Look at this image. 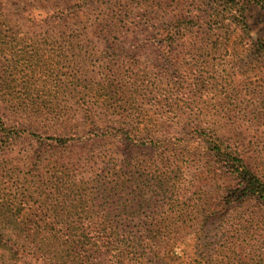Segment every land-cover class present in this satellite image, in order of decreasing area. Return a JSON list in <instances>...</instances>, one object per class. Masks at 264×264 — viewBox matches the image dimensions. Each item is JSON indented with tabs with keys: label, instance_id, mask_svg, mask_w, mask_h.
<instances>
[{
	"label": "trees",
	"instance_id": "trees-1",
	"mask_svg": "<svg viewBox=\"0 0 264 264\" xmlns=\"http://www.w3.org/2000/svg\"><path fill=\"white\" fill-rule=\"evenodd\" d=\"M209 4L216 19L204 31L248 32L264 57V33H249L247 18L264 21V0ZM158 7L170 10L142 16L139 0H0V264H264V178L238 149L215 129L197 132L206 148L197 175L215 196L184 204L175 154L154 142L165 134L138 130L126 112L134 80L111 70L120 51L171 49L179 33L201 29L176 7ZM102 54L108 70L98 73L90 66ZM215 161L233 184L216 190Z\"/></svg>",
	"mask_w": 264,
	"mask_h": 264
},
{
	"label": "rangeland",
	"instance_id": "rangeland-1",
	"mask_svg": "<svg viewBox=\"0 0 264 264\" xmlns=\"http://www.w3.org/2000/svg\"><path fill=\"white\" fill-rule=\"evenodd\" d=\"M214 1L217 0H139L143 4L142 16H150L154 11L163 15L170 8L160 10L158 2L165 3L176 7L188 21H197L201 29L179 33L176 38L181 44L171 49L160 44L126 47L111 69L118 71L123 83L134 80L128 85L131 93L128 94L127 89L124 93L129 99L126 112L136 115L133 126L165 134L166 137L154 142L158 152L165 151V156L171 160L175 154L180 168L174 176L177 186L174 191L182 194L184 204L210 194L215 196L214 189L197 175L198 166L206 164L203 157L206 148L197 138L198 131L206 133L215 129L222 133L229 146L238 149L245 161L264 178V57L249 47L248 32L225 27L203 30L204 21L216 19L211 4L205 5ZM247 18L251 26L249 33H264V21L256 12H249ZM152 34L156 40L160 38L156 32ZM141 38L143 35L139 40ZM194 40L200 44L193 45ZM107 55L109 58L117 56L114 52ZM101 58V63L92 61L95 68L90 66V69L105 73L108 69H100L106 64L105 54ZM139 153L143 154L142 160H148L145 154L150 152L139 150ZM209 164L216 190L234 183L227 172H222L220 162ZM221 174L225 179L220 178ZM167 190L168 195L174 193L171 185ZM250 209L257 210L252 206Z\"/></svg>",
	"mask_w": 264,
	"mask_h": 264
}]
</instances>
